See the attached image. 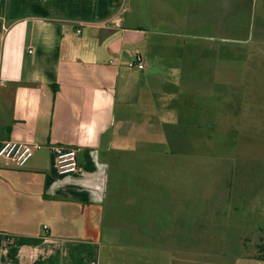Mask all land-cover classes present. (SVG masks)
<instances>
[{
	"label": "crops",
	"instance_id": "0c3cea01",
	"mask_svg": "<svg viewBox=\"0 0 264 264\" xmlns=\"http://www.w3.org/2000/svg\"><path fill=\"white\" fill-rule=\"evenodd\" d=\"M2 1L0 18L9 29L0 61V142L41 148L22 169L0 160V264H100L103 237L121 230L161 235L164 249L184 251L179 212L133 213L138 203L149 204L144 197L156 183L149 157L169 154L138 148L135 124H141L144 139H153L152 131L160 130L155 123L163 129L171 122L166 110L172 100L184 111L196 108L203 70L191 60L216 61V68L207 64L204 72L210 75L218 61L229 58L228 51L204 57L181 51L176 59L183 87L159 85L155 74H147L150 61L158 66L171 59L157 51L165 29L173 26L180 39H197L211 27L228 42L236 1L209 0L202 6L204 1L196 0L195 15L188 16L185 8L173 11L170 0H147L146 33L131 25L122 0H5L4 6ZM259 5L264 11V0ZM137 57L143 65L130 67ZM57 147L79 149L77 173L59 174ZM163 180L157 184L170 193ZM124 189L132 199L126 202L129 217L122 211ZM158 197L163 204L164 192Z\"/></svg>",
	"mask_w": 264,
	"mask_h": 264
},
{
	"label": "rangeland",
	"instance_id": "374dc122",
	"mask_svg": "<svg viewBox=\"0 0 264 264\" xmlns=\"http://www.w3.org/2000/svg\"><path fill=\"white\" fill-rule=\"evenodd\" d=\"M122 1L131 25L143 26L140 30L146 33L147 0ZM203 1L201 5L207 6L209 0ZM235 1V11L229 13L228 42L206 26L202 37L180 39L171 26L165 29L168 34L157 50L170 54L171 59L160 61L159 67L157 61H150L147 76L155 74L159 85L182 88L179 52H197L203 57L213 50L229 52V58L218 61L210 75L204 71L208 66L216 68V61L191 60L202 63L203 70L196 108L185 107L184 111L172 100L166 110L171 122L161 125L163 129L155 123L160 130L152 131L150 140L143 138L141 124H135L138 148L169 154L149 157L153 167L149 175L156 183L146 191L144 201L149 204L138 203L137 207L135 203L133 213L144 216L146 208L148 216L167 212L171 217L179 212L185 229L180 242L184 251L164 249L167 242L161 235L131 236L121 230L103 237L100 264H264L258 258L259 245L264 244V11L260 0ZM195 2L170 0L173 11L183 13L185 8L188 16L195 15ZM163 136L166 140L160 139ZM124 178L130 182L128 175ZM162 179L171 186L170 193L157 184ZM161 192L164 200L158 204ZM120 197L123 214L129 217V190L124 189Z\"/></svg>",
	"mask_w": 264,
	"mask_h": 264
},
{
	"label": "built area",
	"instance_id": "2783aa9c",
	"mask_svg": "<svg viewBox=\"0 0 264 264\" xmlns=\"http://www.w3.org/2000/svg\"><path fill=\"white\" fill-rule=\"evenodd\" d=\"M0 25V61L2 55V48L5 39L6 32L9 26L3 21ZM143 65L141 57L135 58L134 61L130 63V67ZM39 145L19 142L15 140H6L0 142V160L7 162L8 164L14 166L17 169L24 168L28 162L32 159L35 150L40 149ZM58 152L56 158V166L59 174L69 175L77 173L80 170L79 165V149L78 148H62L57 147L54 149ZM48 226L44 227L47 230Z\"/></svg>",
	"mask_w": 264,
	"mask_h": 264
},
{
	"label": "trees",
	"instance_id": "16d2710c",
	"mask_svg": "<svg viewBox=\"0 0 264 264\" xmlns=\"http://www.w3.org/2000/svg\"><path fill=\"white\" fill-rule=\"evenodd\" d=\"M2 5H5V0L2 1ZM259 260L264 261V244L259 245Z\"/></svg>",
	"mask_w": 264,
	"mask_h": 264
}]
</instances>
